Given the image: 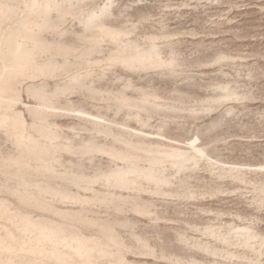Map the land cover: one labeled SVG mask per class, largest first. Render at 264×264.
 Here are the masks:
<instances>
[{"label":"rangeland","instance_id":"1","mask_svg":"<svg viewBox=\"0 0 264 264\" xmlns=\"http://www.w3.org/2000/svg\"><path fill=\"white\" fill-rule=\"evenodd\" d=\"M7 1L0 264H264V0Z\"/></svg>","mask_w":264,"mask_h":264},{"label":"bare ground","instance_id":"2","mask_svg":"<svg viewBox=\"0 0 264 264\" xmlns=\"http://www.w3.org/2000/svg\"><path fill=\"white\" fill-rule=\"evenodd\" d=\"M55 5H56V0H25L24 15L19 21L20 22V26L24 30H27V31L33 30L35 28V26H36L35 20L37 18L34 17V18H36V19H34L32 16H34V15H39L40 16L42 14H46ZM0 8H4V9L6 8L7 14H9V15L14 14L15 9H16L11 4H9L7 0H3V1L0 2ZM94 18H96V13L92 12V13L88 14L87 16H84L82 18V22L84 24H86V25H91L93 23V19ZM36 22H37V20H36ZM37 25L40 26L39 24H37ZM6 39H7V35H5V37H0V58L2 59V65L0 67V80L4 79L9 74H10V76H12L11 73H13V72L19 71V67L16 66L15 61L10 62L9 60H5L4 59L3 51L5 50V44L4 43H5ZM96 40L98 41V39H96ZM18 41L19 42H18L17 46L14 49V53H16V56H15L16 60H20L23 57L22 54H24L26 52V44L28 43L27 37H25V36H21ZM118 57L120 59L128 62V63H137V62L146 63V62L152 61V59H153V57L150 54H148L145 51H142V50L132 46L131 44L122 45ZM14 75H15V73H14ZM6 115H7V113H6ZM4 118L5 117L0 114V119H4ZM19 135H21V134H19ZM173 152H174V154H176L175 151H173ZM169 154H171V153H169ZM177 154H179V156H180L179 157L180 158L179 164H181V165L185 162V158H187L185 156H188V158H189V154L186 155V153H183V151L180 152L178 150ZM177 156L178 155H176L174 157H177ZM155 168H156V166L153 165V166L150 167V169H148L146 171H143V174L147 175L148 177H152L153 174H154ZM126 173L127 172H125V171L124 172L120 171L116 175L118 176V178L124 179L126 177L125 176ZM0 263H1V261H0Z\"/></svg>","mask_w":264,"mask_h":264}]
</instances>
